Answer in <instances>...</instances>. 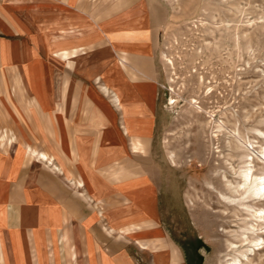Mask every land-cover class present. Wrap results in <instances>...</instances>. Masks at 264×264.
Wrapping results in <instances>:
<instances>
[{
	"label": "rangeland",
	"instance_id": "rangeland-1",
	"mask_svg": "<svg viewBox=\"0 0 264 264\" xmlns=\"http://www.w3.org/2000/svg\"><path fill=\"white\" fill-rule=\"evenodd\" d=\"M3 8L20 15L29 30L40 28L43 44L72 27L76 14L89 28H98L106 16H117L147 41L143 47L151 56L156 98L148 103L153 128L148 150L141 152L148 162L143 161L138 173L153 184L156 206L152 210L151 203L141 202L150 215L139 207L103 211L102 221L95 223L104 232L95 230V238L116 235L120 244L115 251L130 264H230L237 255L247 262L239 253L245 249L239 238L254 235L246 230L250 211L240 192L252 191L250 179L243 176L246 160L253 158L249 165L254 173L264 172V160H258L264 146V0H0V21ZM84 50L56 56L67 60ZM110 52H105L107 78L117 86L127 74L112 64ZM119 54L125 66L127 57ZM51 56L52 51L43 52L49 66ZM97 59L98 53H90L76 59L74 67L91 81L99 72ZM102 86L111 94V104L124 108L119 91ZM145 94L151 101L150 91ZM127 120L131 124V117ZM141 122L145 130L147 120ZM5 135L2 141L0 134V145L8 142L14 158L15 137ZM131 140L134 152L145 150L140 138ZM47 154L31 148L29 158L51 162ZM124 172L117 178L130 175ZM140 183L142 191L143 179ZM4 228L0 264H20L12 257ZM232 244L237 247L229 250ZM260 254L249 255V260L264 264V248ZM88 263L81 253L77 263L63 259L58 264Z\"/></svg>",
	"mask_w": 264,
	"mask_h": 264
},
{
	"label": "crops",
	"instance_id": "crops-1",
	"mask_svg": "<svg viewBox=\"0 0 264 264\" xmlns=\"http://www.w3.org/2000/svg\"><path fill=\"white\" fill-rule=\"evenodd\" d=\"M3 11L0 134L2 141L5 133L15 137L11 146L16 153L12 158L10 144L0 145V227L9 231L12 257L20 264H58L63 259L77 263L82 253L88 264H130L115 251L120 244L116 235L97 240L93 233L104 232L98 225L103 211L139 207L150 215L141 202L151 203L152 210L156 206L153 184L139 174L143 161L148 162L141 152L148 150L153 128L148 103L156 98L151 56L143 47L147 41L117 16H106L98 28H89L76 14L72 27L43 44L40 28L29 30L20 15ZM76 49L85 53L67 60L56 56ZM109 50L112 64L120 67L114 70L123 68L127 74L117 86L107 78ZM48 51L50 66L43 57ZM90 53H98L99 67L91 81L74 67L76 59ZM119 53L127 57L125 66ZM102 85L119 91L124 108L112 105ZM132 137L142 140L144 151L134 152ZM29 148L47 152V159L53 160L36 155L30 159ZM122 169L130 175L118 179ZM5 238H0V250Z\"/></svg>",
	"mask_w": 264,
	"mask_h": 264
},
{
	"label": "bare ground",
	"instance_id": "bare-ground-1",
	"mask_svg": "<svg viewBox=\"0 0 264 264\" xmlns=\"http://www.w3.org/2000/svg\"><path fill=\"white\" fill-rule=\"evenodd\" d=\"M103 87V86H102ZM107 90V87L105 88ZM148 97V96H147ZM149 98V97H148ZM114 101L119 102V96L116 95L114 96ZM121 104V103H120ZM117 105V104H116ZM142 141V140H141ZM136 145V143H135ZM263 151L261 156L258 157L259 161L264 160V146H262ZM35 151V150H34ZM43 156V155H42ZM250 159V158H249ZM253 161V158L251 160H246L247 162V167L244 171V178L245 179H250L252 191L246 192L247 189L241 191L240 193L242 195H245V208L249 209V222L246 225V230L249 233H252L254 235L253 238H250L251 236H248L245 234L243 237L239 238L241 246H244V250H240V254L242 255L241 257H245L248 261L243 262L240 256H234L232 258V261L230 264H256L253 261L249 260V255H256L258 258H261L260 251L264 248V238L261 236L264 231L262 230L264 228L263 223H264V206H262V202L264 201V172L262 173H254L252 165L250 166V162ZM238 191V189L236 190ZM248 202L252 203L250 205ZM248 220V218H247ZM237 246L232 244L229 246V250H234ZM74 255V253H72Z\"/></svg>",
	"mask_w": 264,
	"mask_h": 264
}]
</instances>
